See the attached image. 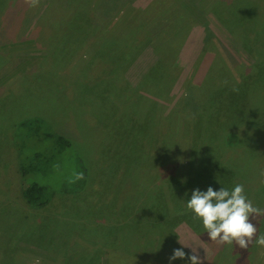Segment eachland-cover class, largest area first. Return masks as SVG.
<instances>
[{"label":"rangeland","instance_id":"374dc122","mask_svg":"<svg viewBox=\"0 0 264 264\" xmlns=\"http://www.w3.org/2000/svg\"><path fill=\"white\" fill-rule=\"evenodd\" d=\"M127 1L140 14L138 9L145 8L151 0ZM190 1L207 3L204 0ZM93 3L94 0L88 2L92 6ZM100 6L106 25L101 38L92 37L87 26H80L72 35L70 32L62 35L50 20L45 19L44 33L29 26L24 33L31 38L15 37L0 41L3 43L0 50V263L12 261V264H20L22 260L21 264H37V261L39 264H125L114 256L117 249L111 248L110 251V232L113 235L115 230L121 236V243L125 244L130 237L127 232L138 227H124L121 221L125 218V208L117 205L118 202L125 203L129 194L125 196L123 193L133 186L137 187L143 169L153 162L147 159L145 149L142 150L137 142L136 128L125 133L124 141L120 140L123 132L117 124L115 128L111 126V112L126 111L129 115L131 104L134 106L140 96L144 108L153 106L157 110V118L162 114L161 105L164 107L163 116H167L187 88L203 82L215 59L224 64L228 62L226 66L232 79L239 72L229 67V60L250 65L251 57L259 62V57L237 36L235 30L212 11L205 13V20L209 18L208 27L213 30L209 43L203 39L204 19L189 11L179 24L182 37L159 56L147 43L141 48H132L110 36L107 10L110 0H101ZM202 6L207 7L203 4L200 8ZM181 7L182 4L178 3L175 11ZM2 8L0 5V10ZM104 10L107 13L104 14ZM125 15L126 11H122L118 18ZM172 16L176 18L179 15ZM189 22L192 26H188ZM218 22L226 30L221 34ZM239 22L238 28L241 29L246 23ZM239 45L241 50L244 48L243 54ZM222 48L227 49L228 55L223 53ZM229 55L231 59L227 58ZM180 66V72H176L175 68ZM154 67L155 70H152ZM171 68L173 74L168 73ZM166 77L168 87L160 90L158 86ZM254 78V91L251 97L249 95L252 103L246 110L251 109L246 116L250 122L243 120L235 128L243 131L242 140L235 146L223 145L227 150L216 147L210 154L204 147L199 151L197 164L193 157L185 159L180 172H204L209 182L214 177L213 181H219L222 187L229 190L236 184H242L253 205L264 209V176L261 175L264 171V130L259 131L264 127V112L258 110V106L264 108V77L258 80V75L254 73ZM122 82L126 88L129 87L132 97H129L128 91L113 89V84L115 87ZM192 96L190 100L195 103L198 96L194 93ZM209 98L206 97V103L201 104L207 106L213 100L211 93ZM224 98L220 102H225ZM144 111L138 108V124L145 120ZM31 119H39L42 126L33 125L31 129L18 126ZM111 121L116 123L118 119L115 117ZM160 121L165 122L163 119ZM158 130L154 133L161 131ZM251 133L254 134L252 137ZM53 134L68 139L72 146L58 147ZM221 135L219 142L224 143L228 134ZM255 139L257 143L254 144ZM123 142L132 143L134 148L123 147ZM177 142L176 148L182 151L188 148L182 137H178ZM181 149L175 153L181 154ZM55 153L56 157L51 160ZM219 159L222 162L217 165L215 161ZM128 163L131 164L128 166ZM38 166H42L41 170H37ZM118 166L127 168L126 172L133 177H123L126 172H118ZM208 166H224L226 169L221 167V170H216ZM156 175H152L153 181ZM161 177L162 173L159 184L164 185L166 180ZM33 182L49 186L51 199L45 208H31L22 194V186ZM111 201L113 205L110 209ZM133 216L125 218V221ZM252 223L257 228V235L264 234V217L252 220ZM146 224L151 225V222ZM176 230L178 236L174 238L170 233L173 237L168 238L166 246L163 244L168 253L152 255L142 263L170 264L169 257L174 249L182 248L191 255L192 248H197L203 264H264V247L255 242L247 249H241L235 244L217 245L210 237L202 238L183 224ZM138 231L141 232L140 229ZM148 232V228L141 232L142 237ZM166 239V236L162 241L155 239L154 247ZM137 243L127 244V247L138 245L142 248L144 245L140 241ZM147 244L145 242V246ZM155 250L151 249L147 254ZM91 254L94 256L91 257ZM128 262L141 264L138 261ZM183 263H189L187 256L171 261V264Z\"/></svg>","mask_w":264,"mask_h":264},{"label":"trees","instance_id":"16d2710c","mask_svg":"<svg viewBox=\"0 0 264 264\" xmlns=\"http://www.w3.org/2000/svg\"><path fill=\"white\" fill-rule=\"evenodd\" d=\"M89 1L39 0L38 6L31 7L25 0H0V5L3 7L0 10V41L15 37H22L23 39L26 37L31 38L29 34L24 33V29L29 26L42 33L45 19L50 20L51 25L58 29L62 35L69 32L72 35L80 26H87L89 34H93L92 37L101 38V36H104L101 32L106 27L102 18L101 0H94L93 6L88 4ZM204 1L207 3H192L190 0H173L171 3L169 0H151L145 8L138 9L140 11L139 14L137 10H133V4L130 5V2L127 0H110V8L107 9L109 11L108 17H110V36H113L116 40L132 48H141V46L147 43L159 56H162L174 41L176 42L182 37V28L179 24L185 19V15L189 11L200 16V19H204L202 23L204 27L203 39L206 43H209V40L213 38V30L208 27L210 24L209 18L205 20V13L212 11L219 15L227 26L230 25L235 30L237 36L259 57L258 63L250 57L252 60V64L250 65L243 63L237 64L236 61L229 60V63L231 62L229 67L232 70L236 68L239 72L235 79L231 78V74L227 70L226 64L228 62L224 64L222 61L215 59L203 82L187 88L182 93V98L170 112L171 115L163 116L164 107L161 105L159 108L162 110V114L157 118V110L153 106H149L148 108L145 106L144 108L140 102V96L137 98L134 106L131 104L129 115L126 111H110L112 113L110 117L111 126L115 128L117 124L120 132H123L120 135L122 138L120 140L124 141L125 133L132 132L136 128L137 142L140 143L142 150L145 149L147 159L153 162L151 166H145L143 169L142 178L138 184L136 183L138 188L133 186L131 190L125 191L123 195L126 196L129 194V196H127L125 203L121 204V202H118L117 205V207L125 208V216H123L126 219L134 215L128 221H125V218H123L121 222L124 224V227L125 225L130 228L138 227L133 231L127 232L130 237L128 238L129 241H126L125 244L121 243V236H118L115 230H113V235L110 232V251L112 249L119 250L118 252H114V256L125 264H131L128 260L138 261L144 264L142 262L147 261L152 255L168 253L166 251L167 248L163 247V244L166 246L169 240L168 238L173 237V235L174 238L178 236L176 229L182 224L188 226L202 238L209 239L207 233L204 232L202 221L195 219L194 213L186 208V200L191 198V193L194 189L199 188L201 191H206L211 186L214 190H219L222 185L219 181H213L214 177H211L212 180L209 182L204 176V172L198 170L195 172L187 170L180 172V167L185 159L193 157L196 161L199 156V151L204 147L210 154L216 147H219L218 150H227L224 149L225 145L235 146V144L242 140L243 131L235 128L238 124H242L243 120L246 123L250 122L246 116L251 109L246 110L249 109L252 103L249 95L251 97L254 91L252 87L255 83L254 73L258 75V80L264 77V0H213L211 3L208 0ZM178 3H181L182 7L180 10L175 11ZM203 4H206L207 7L205 8L208 9H205L203 6L204 9L200 8ZM121 9L122 11H126V15L123 16L124 18H118L122 12ZM107 10H104V14L107 13ZM170 13L172 14L169 15ZM172 15L179 16L175 18ZM172 17L175 19H172ZM164 18L168 19L164 20ZM114 20L115 22H113ZM239 21H245L246 23L241 29L238 28ZM190 25L191 22H189L188 26ZM218 25L219 33L226 31L222 24L218 22ZM74 28L76 29L74 30ZM1 48H3V43L1 44L0 42V50ZM241 48L240 46V50ZM222 49L223 53L228 55L227 49ZM243 50L244 48L241 50V54H243ZM230 56L227 58L231 59L232 56ZM155 68L152 70H155ZM173 68L168 73L173 74ZM175 69L176 72H180L181 66ZM172 74H170L169 78ZM166 79L167 77L158 86L160 90L168 87ZM122 84L124 82L115 85V87L113 84L112 87L113 89L116 88L118 92L124 91L127 93L128 91L130 97L131 92L129 87L126 88ZM174 91L172 90V92ZM193 93L198 96L195 103L190 100V98L193 99ZM210 93L213 100L209 104L207 103V106H203L201 103H206L204 100L206 97L209 98ZM223 97H225V102H220ZM138 108L143 111L145 109L143 112L145 120L140 124H138L139 119H137ZM258 108L259 112H264L262 106H258ZM115 117L118 119L116 123L111 121ZM161 119L165 120V122L161 123ZM41 122L39 119H31L21 122L18 126L22 129H31L33 125L39 124L42 126ZM159 126V130L161 131L154 133V130L157 131ZM261 130H264V127L259 131ZM223 133L228 135L225 136V141L222 138L224 143H220L219 139ZM253 133L250 134L251 137L254 135ZM203 136L205 138H202ZM53 137L56 139V143L60 148H69L72 146L71 142L62 136L53 134ZM178 137L185 139V142L188 143V148H183L182 151L181 148L175 147L176 143H178ZM253 143H257L256 139ZM131 144L123 142V147L134 148V145ZM180 149L181 154L177 155L175 152H178ZM55 157L56 153L52 155L51 160ZM222 159L215 161V163L219 165ZM130 162L132 163V160ZM131 163H128V166ZM41 167L38 166L37 170H41ZM208 167L215 168L216 170H221V167L226 169L224 166ZM120 171L126 172L127 168L118 166V172ZM154 173L157 174V177L153 181L152 175ZM160 173H162L161 178L166 180L164 185L159 184L158 179ZM166 174L169 175L166 176ZM120 175L121 173H119L118 177ZM128 175L133 177L129 172H126V175L123 174V177H127ZM134 178L136 177L134 176ZM123 181H125L124 178ZM22 188V194L31 208L42 209L50 203L51 195L48 191L49 186L33 182L26 187L23 185ZM111 190L112 188L110 186ZM131 191L133 193L135 192V194H130L132 193ZM112 205L113 201L110 202V209ZM143 218L145 220L142 221ZM150 222L151 225L146 226V223ZM116 224L118 225L119 223L117 222ZM146 227L149 229V232L147 236L142 237L141 232L145 231L147 229ZM132 234H135V236L132 237ZM149 234L154 236L150 237ZM155 236L161 239V241L165 236L167 239L162 244L154 247L156 246L155 239H157ZM126 237L128 236L126 235ZM139 241L144 243L141 246L142 248H139L138 245H134L133 248L127 247V244H138L137 242ZM145 242L148 243L146 246ZM151 249L157 250L147 254ZM93 256L91 254V257ZM21 262L22 260H20V264ZM0 264H12V261L8 263L1 262ZM145 264L148 263L146 262Z\"/></svg>","mask_w":264,"mask_h":264},{"label":"clouds","instance_id":"9594fccd","mask_svg":"<svg viewBox=\"0 0 264 264\" xmlns=\"http://www.w3.org/2000/svg\"><path fill=\"white\" fill-rule=\"evenodd\" d=\"M25 2L31 7L39 4V0ZM261 175L264 176V171ZM186 208L194 213L195 219L202 221L204 232L215 244H235L241 249H247L255 242L264 247V234L257 235V228L252 223V220L264 217V209L253 205L245 194L244 185L236 184L231 190L225 187L214 190L211 186L206 191L194 189L191 198L186 200ZM186 256L189 264H203L197 248H192L191 255L186 254L182 248L174 249L169 262L171 264V261Z\"/></svg>","mask_w":264,"mask_h":264}]
</instances>
